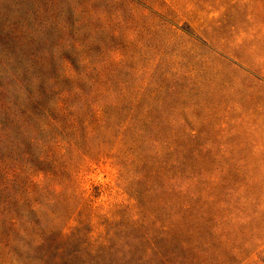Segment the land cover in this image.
I'll list each match as a JSON object with an SVG mask.
<instances>
[{
  "label": "rangeland",
  "instance_id": "374dc122",
  "mask_svg": "<svg viewBox=\"0 0 264 264\" xmlns=\"http://www.w3.org/2000/svg\"><path fill=\"white\" fill-rule=\"evenodd\" d=\"M0 264H264V0H0Z\"/></svg>",
  "mask_w": 264,
  "mask_h": 264
}]
</instances>
